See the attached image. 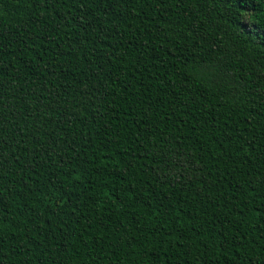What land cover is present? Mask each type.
<instances>
[{"label":"trees","instance_id":"16d2710c","mask_svg":"<svg viewBox=\"0 0 264 264\" xmlns=\"http://www.w3.org/2000/svg\"><path fill=\"white\" fill-rule=\"evenodd\" d=\"M0 264H264V0H0Z\"/></svg>","mask_w":264,"mask_h":264}]
</instances>
